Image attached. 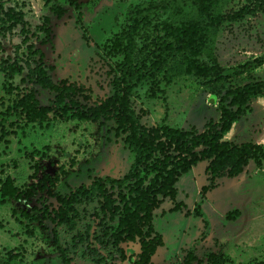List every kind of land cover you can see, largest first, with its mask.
<instances>
[{
    "label": "rangeland",
    "instance_id": "374dc122",
    "mask_svg": "<svg viewBox=\"0 0 264 264\" xmlns=\"http://www.w3.org/2000/svg\"><path fill=\"white\" fill-rule=\"evenodd\" d=\"M67 1L3 0L5 6L20 10L32 27L38 25L40 17L48 19L50 43L30 41L42 52L50 81L56 84L65 80L80 86L77 100L92 106L110 95V82L120 56L108 46L124 26L126 9L148 0H70L77 5V11ZM242 3L232 0L222 11H234ZM56 6L64 10L60 19L52 14ZM77 12L81 14L79 23L75 22ZM166 17L167 14L161 15L160 20ZM38 37L42 39L41 34ZM18 42L15 33L0 38V63L14 60L12 48ZM210 51L225 80L208 86L185 76H174L168 83L158 77L153 85L137 86L128 102L140 125L149 128L165 124L199 133L208 121L216 122V102L227 88L264 83V63H252L264 55V8L253 16L222 24ZM25 73L23 69L21 76L11 80L0 73V112L11 98L8 86H19ZM52 95L34 87L40 105H46ZM112 126L111 121L97 124L61 120L40 127L8 128L4 124L9 133L0 139V182L9 177L15 187L28 185L34 165L39 174L48 176L61 170L54 187L59 195L95 177L120 178L133 154L119 138L107 134ZM223 140L233 145L250 142L264 146V98L249 102L248 112L232 124ZM206 164L197 163L181 176L175 184L173 199H164L153 212L152 226L162 244L150 264H183L187 252L200 264H206L208 254L221 256L225 264H255L264 260V160L258 169L249 161L233 178L221 173L214 180V187L201 197L200 187L208 184ZM53 205V198L39 192L29 199H0V264H61L50 232L52 225L39 216L41 207ZM173 206L178 207L177 212H169ZM95 210L94 202L81 203L76 206L80 221L75 230L57 229V239L71 264H127L118 261L109 247L94 245L89 239L77 242L75 236L82 235L91 224ZM22 211L27 218L20 215ZM228 214L230 219L226 218ZM93 230L91 226L88 235ZM121 248L126 255L138 252L136 243Z\"/></svg>",
    "mask_w": 264,
    "mask_h": 264
},
{
    "label": "trees",
    "instance_id": "16d2710c",
    "mask_svg": "<svg viewBox=\"0 0 264 264\" xmlns=\"http://www.w3.org/2000/svg\"><path fill=\"white\" fill-rule=\"evenodd\" d=\"M231 1L148 0L129 6L124 13V26L108 46L120 56L110 82V95L86 106L77 100L82 91L80 86L65 80L56 84L50 81L43 54L30 41L50 43L48 19L40 17L38 25L32 27L20 10L5 6L0 0V38L15 33L19 39L12 48L14 60L1 62L0 73L11 80L26 70L24 77L19 79V86H8L11 98L0 112V139L9 133L4 124L8 128H21L40 127L53 120L97 124L111 121L113 126L107 134L119 138L133 154L131 164L120 178L95 177L64 195L54 192L60 169L48 176L39 174V168L34 165L31 183L22 188L15 187L9 177L0 182L1 200L29 199L37 192L53 198L54 205L41 207L39 216L52 225L50 232L61 264H71V260L57 239V229L75 230L80 221L76 206L81 203L94 202L96 210L83 234L75 236L77 242L89 239L94 245L109 247L120 262L150 264L155 250L162 244L160 235L153 229L152 214L164 199H173L175 184L181 176L197 163L207 162L204 173L208 184L199 189L202 197L214 187V180L221 173L224 172L226 178L236 177L249 161L257 169L260 167L264 160L263 145L250 142L233 145L223 137L232 124L248 112L252 99L264 98L262 82L227 88L216 102V122L208 121L199 133L165 124L146 128L138 123L128 102L137 86L153 85L158 77L164 83L174 76L190 77L208 86L223 82L226 76L210 51L215 33L225 22L253 16L264 8V0H242L236 10L223 12L222 8ZM67 5L77 11L73 1L68 0ZM52 14L60 19L64 10L56 6ZM164 14L168 17L160 20ZM80 19L81 14L77 12L75 22L79 23ZM252 63L260 66L264 63V55ZM34 87L53 94L46 105L38 103ZM86 97L83 99H88ZM177 211V206L169 209V212ZM20 215L28 217L23 211ZM226 218L230 219L231 215ZM91 226L94 230L88 235ZM128 243L137 244L136 254L123 252L121 245ZM193 261L196 262L195 257L187 252L183 264ZM206 264H225V261L219 255L208 254ZM255 264H264V260Z\"/></svg>",
    "mask_w": 264,
    "mask_h": 264
}]
</instances>
